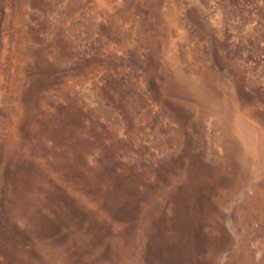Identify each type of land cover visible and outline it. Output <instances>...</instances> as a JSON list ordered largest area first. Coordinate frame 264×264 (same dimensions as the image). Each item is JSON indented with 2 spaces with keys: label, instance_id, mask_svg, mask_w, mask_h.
Segmentation results:
<instances>
[{
  "label": "rangeland",
  "instance_id": "1",
  "mask_svg": "<svg viewBox=\"0 0 264 264\" xmlns=\"http://www.w3.org/2000/svg\"><path fill=\"white\" fill-rule=\"evenodd\" d=\"M0 264H264V0H0Z\"/></svg>",
  "mask_w": 264,
  "mask_h": 264
},
{
  "label": "bare ground",
  "instance_id": "2",
  "mask_svg": "<svg viewBox=\"0 0 264 264\" xmlns=\"http://www.w3.org/2000/svg\"><path fill=\"white\" fill-rule=\"evenodd\" d=\"M214 107H215V106H214ZM210 108H211V107H210ZM207 110H208V109H207ZM207 110H206V111H207ZM208 111H209V110H208ZM240 126H241V125H240Z\"/></svg>",
  "mask_w": 264,
  "mask_h": 264
}]
</instances>
